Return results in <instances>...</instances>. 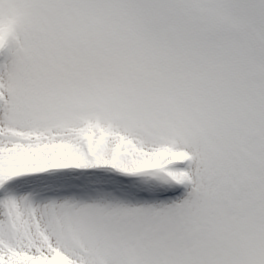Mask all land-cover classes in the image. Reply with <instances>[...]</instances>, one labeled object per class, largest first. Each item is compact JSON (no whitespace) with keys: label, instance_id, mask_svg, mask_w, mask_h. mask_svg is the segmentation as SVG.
Returning a JSON list of instances; mask_svg holds the SVG:
<instances>
[{"label":"snow or ice","instance_id":"obj_1","mask_svg":"<svg viewBox=\"0 0 264 264\" xmlns=\"http://www.w3.org/2000/svg\"><path fill=\"white\" fill-rule=\"evenodd\" d=\"M0 264H264V0H0Z\"/></svg>","mask_w":264,"mask_h":264}]
</instances>
